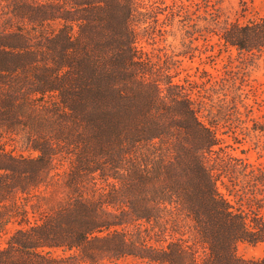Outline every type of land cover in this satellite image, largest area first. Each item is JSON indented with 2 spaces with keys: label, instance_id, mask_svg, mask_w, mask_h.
<instances>
[{
  "label": "trees",
  "instance_id": "1",
  "mask_svg": "<svg viewBox=\"0 0 264 264\" xmlns=\"http://www.w3.org/2000/svg\"><path fill=\"white\" fill-rule=\"evenodd\" d=\"M216 2L0 0V264H264L236 253L263 216L217 187L261 203L264 168L201 119L223 100L206 70L180 79L206 35L264 49V17L220 23Z\"/></svg>",
  "mask_w": 264,
  "mask_h": 264
},
{
  "label": "rangeland",
  "instance_id": "2",
  "mask_svg": "<svg viewBox=\"0 0 264 264\" xmlns=\"http://www.w3.org/2000/svg\"><path fill=\"white\" fill-rule=\"evenodd\" d=\"M215 1V0H214ZM216 16L220 23L239 22L246 23L255 17H264V0H217ZM202 14V13H201ZM204 25V22H200ZM209 45L214 44L213 49L205 47L202 40L195 42L201 53L193 63L184 61L187 69L180 75L183 79L189 75L188 81L192 84L200 83L199 70H206L211 76L201 81L209 89V95L219 96L223 99L220 103L208 102L200 111V117L207 122L211 117L217 121L216 133L220 139L222 149L232 156L247 160L255 167L264 168V49L260 53L237 52L234 48L218 46L215 36L206 35ZM168 41H172L171 38ZM210 58H206L211 56ZM199 59L201 65H199ZM196 69V71H195ZM229 95L224 98L223 95ZM230 96H232V112L230 108ZM218 100V99H217ZM241 101V103H237ZM232 114L228 120H224L225 114ZM225 182V179H223ZM218 190L229 202L234 211H247L248 207L256 209L264 218L263 203L253 202L247 197H237L229 194L225 185L217 182ZM260 199L261 196H256ZM2 238L0 246L3 245ZM236 253L246 260H257L264 257V245L240 242L236 245ZM116 264H145L133 258H123Z\"/></svg>",
  "mask_w": 264,
  "mask_h": 264
}]
</instances>
